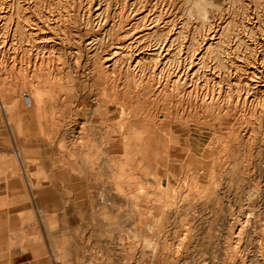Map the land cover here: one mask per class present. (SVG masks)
<instances>
[{"label": "rangeland", "instance_id": "rangeland-1", "mask_svg": "<svg viewBox=\"0 0 264 264\" xmlns=\"http://www.w3.org/2000/svg\"><path fill=\"white\" fill-rule=\"evenodd\" d=\"M0 264H264V0H0Z\"/></svg>", "mask_w": 264, "mask_h": 264}, {"label": "bare ground", "instance_id": "bare-ground-1", "mask_svg": "<svg viewBox=\"0 0 264 264\" xmlns=\"http://www.w3.org/2000/svg\"><path fill=\"white\" fill-rule=\"evenodd\" d=\"M21 15V14H20ZM7 16V15H6ZM143 18V17H142ZM223 32V31H222ZM216 34V33H215ZM145 35V33L144 32H141V33H136V35L134 36V38L133 39H131V41H129V43H128V45L129 46H131L132 47V44L133 43H135V41L137 40V39H139V38H141V37H143ZM213 34L211 33V36L209 35V39L210 40H212L213 39ZM218 39V38H217ZM4 40V39H3ZM213 42V41H212ZM213 44V43H212ZM211 44V45H212ZM214 45V44H213ZM207 46H210V42L208 43V45ZM123 48H124V46H122V45H120V46H118V47H115L112 51H110L109 53H107V54H105V56H104V61L107 63V62H109L107 65H114V63L116 62L115 60V57L118 55V54H121L119 51H121V50H123ZM215 49V48H214ZM129 54H128V56H129V58H130V60H134L133 61V63L134 64H138V63H140L144 58H146L147 56H150V55H152L153 53H144L143 52V50H138V49H136L135 48V46H133L132 48H129ZM157 51V50H156ZM108 52V51H107ZM125 53V52H124ZM127 53V52H126ZM125 53V54H126ZM228 53H229V51L227 50V48H226V57H228ZM150 54V55H149ZM162 54V53H161ZM161 54H160V51L158 50L157 51V56H161ZM154 55V54H153ZM156 55V54H155ZM225 55V54H224ZM123 56V55H122ZM36 57V56H35ZM126 57H127V54H126ZM162 57V56H161ZM60 59V58H59ZM128 60V59H127ZM199 60V59H198ZM131 62V61H130ZM46 63V62H45ZM48 63V62H47ZM132 63V64H133ZM26 64V63H25ZM117 64V63H116ZM115 64V65H116ZM141 64H139V66H140ZM133 66V65H132ZM138 66V65H137ZM138 66V67H139ZM214 74V73H213ZM184 76V75H183ZM208 76V75H207ZM179 77V76H178ZM212 78V77H211ZM221 78V77H220ZM206 80V79H205ZM208 80V79H207ZM210 80V79H209ZM207 82V81H206ZM156 83V82H155ZM253 86H254V84H253ZM211 93V92H210ZM214 94V93H213ZM197 99V98H196ZM185 101V100H184ZM183 108V107H182ZM122 115V114H121ZM127 116V115H126ZM165 122V121H164ZM159 123V122H158ZM121 126H123V125H121ZM119 130V129H118ZM168 130V129H167ZM182 139V138H181ZM181 146V145H180ZM184 146V145H183ZM213 184V183H212ZM213 190V189H212ZM236 223V222H235ZM238 229V228H237Z\"/></svg>", "mask_w": 264, "mask_h": 264}]
</instances>
